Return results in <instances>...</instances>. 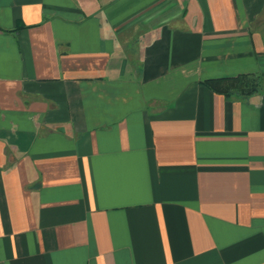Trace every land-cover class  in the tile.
<instances>
[{
    "label": "crops",
    "instance_id": "crops-1",
    "mask_svg": "<svg viewBox=\"0 0 264 264\" xmlns=\"http://www.w3.org/2000/svg\"><path fill=\"white\" fill-rule=\"evenodd\" d=\"M0 264H264V0H0Z\"/></svg>",
    "mask_w": 264,
    "mask_h": 264
},
{
    "label": "trees",
    "instance_id": "trees-1",
    "mask_svg": "<svg viewBox=\"0 0 264 264\" xmlns=\"http://www.w3.org/2000/svg\"><path fill=\"white\" fill-rule=\"evenodd\" d=\"M214 94L225 98L236 96L245 98L257 93L259 88V77L241 74L235 77L207 79L201 83Z\"/></svg>",
    "mask_w": 264,
    "mask_h": 264
}]
</instances>
